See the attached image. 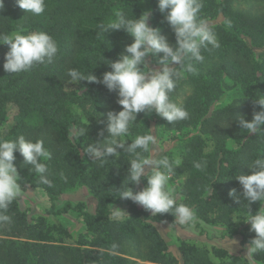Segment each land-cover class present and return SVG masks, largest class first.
<instances>
[{
	"label": "trees",
	"instance_id": "trees-1",
	"mask_svg": "<svg viewBox=\"0 0 264 264\" xmlns=\"http://www.w3.org/2000/svg\"><path fill=\"white\" fill-rule=\"evenodd\" d=\"M142 2L45 0V12L32 16L25 15L15 0H4L0 32L45 31L57 42L59 51L53 63L11 75L3 69L8 47L0 45V126L6 119L7 106L16 108L14 126L7 131L0 130V138L14 139L23 135L29 140L44 141L51 157L42 158L41 162L48 167L51 186L40 183L38 174L32 172L29 165H23V157L17 152L14 153L15 166L22 189L43 191L52 215L77 211L85 232L92 238L90 242L82 241L84 244L78 247L50 243L42 233L43 219L30 224L16 199L6 212L12 218L11 223H0V264H140L136 260L173 264L174 258L153 224L173 227L176 225L174 217L170 214L155 217L132 201L119 199L117 190L130 167L127 154L118 149L121 156L110 158L101 166L83 152L88 143L107 138V112L122 110L116 102L117 94L100 83L82 81L76 89L67 86L71 82L67 75L69 69L90 72L97 78L110 71L104 61H115L132 39L123 31L114 30L105 33L103 39L98 36L96 25L114 18L117 11L139 18ZM151 3L158 8L157 0ZM164 15L166 13L160 11L155 13L153 26L158 25L161 33L174 44V33ZM201 16L208 23L212 22L210 26L220 47L202 49L204 62L195 65L197 74L182 72L177 81L172 98L184 104L189 118L170 125L162 118L161 122L168 130H188L181 138L182 163L176 169L186 174L180 190L182 198L177 203L193 207L197 219L206 224L231 226L232 215L245 214L240 208L245 203L243 198L241 204H237L229 196L232 189H236L238 195L242 191L234 177L250 174L248 161L264 156V136L247 133L238 119L243 116L251 121L253 110H260L253 105L252 98L264 94V0H203ZM150 59L155 64L154 58L150 56ZM224 79L230 80L241 95L222 107H215L222 101L225 89H229ZM74 108L79 113L74 112ZM137 120L130 126V134L122 138L127 144L149 130L145 113L138 114ZM83 129H86L85 134ZM205 161V167H193L194 162ZM77 185L87 187L99 199L101 206L95 213L85 211L83 204L57 205L63 192ZM126 186L127 181L123 187ZM118 203L126 206L127 218L113 221L112 207ZM259 206V202L250 206L252 214ZM49 230L62 232L57 226ZM246 242L244 238L241 241ZM219 252L225 253L222 249ZM259 254L264 262V253ZM181 257L182 264H215L207 251L186 245L182 246ZM224 261L216 264H251L240 256Z\"/></svg>",
	"mask_w": 264,
	"mask_h": 264
},
{
	"label": "clouds",
	"instance_id": "clouds-1",
	"mask_svg": "<svg viewBox=\"0 0 264 264\" xmlns=\"http://www.w3.org/2000/svg\"><path fill=\"white\" fill-rule=\"evenodd\" d=\"M15 3L25 15L39 16L46 9L45 0H15ZM157 6L161 14L166 13L164 20L174 33V44L159 28L149 25L150 11H145L139 18L117 11L114 18L96 25L98 36L104 39V34L110 30L123 31L131 37L132 43L124 47L115 61L103 60L110 71L104 72L102 78L77 69H69L67 75L75 85L82 81L100 83L109 92L117 94L116 102L122 110L107 112V138L88 143L83 152L101 166L110 158L120 157L118 149L127 154L130 167L121 188L117 190L119 199L142 206L152 216L170 214L174 217V224L191 226L197 221L195 209L186 203H177L168 186L182 161H172L165 154H153L151 149L156 139L151 130L136 135L130 144H126L128 141L122 138L130 134V126L138 121L140 113H155L169 125L187 120L189 113L184 104L172 98L177 81L182 72L197 74L195 65L204 62L202 49L219 48L220 44L215 31L201 16L203 0H157ZM3 8L4 0H0V10ZM0 45L8 47L3 69L11 75L29 72L37 65L51 64L59 51L57 42L45 31L28 34L19 31L0 32ZM149 56L154 58L158 67L148 66L146 58ZM252 102L260 110H253L251 121L240 116L239 125L247 133L264 136V94L259 93L252 98ZM82 131L86 133V129ZM100 135L103 136V132ZM17 152L23 157V165H29L31 171L38 174L39 182L51 186L48 167L41 162L42 158L50 159L51 154L42 139L29 140L23 135L14 139L0 138V223H11L12 218L6 214L7 209L21 196L23 190L15 166L14 153ZM205 166L206 161L193 164L196 169ZM247 167L250 174H237L234 177L242 191L238 195L236 189H232L229 196L237 204H241V197L245 201L240 207L245 212L243 221L250 225L249 231L255 233L246 245L247 256L251 257L255 253H264V156L249 160ZM142 179L147 181L146 187L133 192L129 185H138ZM125 181L127 186L123 187ZM256 202L260 206L252 214L250 206ZM125 214L113 209L114 217Z\"/></svg>",
	"mask_w": 264,
	"mask_h": 264
},
{
	"label": "rangeland",
	"instance_id": "rangeland-1",
	"mask_svg": "<svg viewBox=\"0 0 264 264\" xmlns=\"http://www.w3.org/2000/svg\"><path fill=\"white\" fill-rule=\"evenodd\" d=\"M145 11L151 12L149 25L155 27V25L153 26V17L155 13H158L159 9L154 7L151 0H143L141 4V14ZM211 23H209V25ZM146 63L150 68L158 67V65L152 63L150 56L146 58ZM224 83L229 89H225L222 101L216 103L215 107H222L231 100L239 98L241 95L240 90L237 87H234L230 80L224 79ZM67 86L69 89L77 88V85L72 82L68 83ZM74 112L79 113V110L74 108ZM15 114L16 108L8 105L6 119L0 126L1 131H7L14 126L13 118ZM145 116L148 119L149 130H151V134H153L156 139V143L151 149L152 153L165 154L169 156L172 161L177 159L181 160L183 152V142H181V138L188 130H168L163 126L161 118L155 113L145 114ZM207 144L210 143L207 142ZM228 146L232 148L233 144L229 142ZM206 149L208 150L210 147H207ZM185 175V173H178L176 170V174H174L169 181L168 186L172 190L177 201L182 198L180 190ZM146 185L147 181L142 179L138 185L131 184L129 187L133 192H137L146 187ZM65 202H69L73 206L83 204L85 211L89 213H95L101 206L99 199L87 187L82 185L73 186L63 192L57 205L61 206ZM18 205L24 212L26 219L30 224H35L36 219H43L45 229L42 233L47 237V241H50V243L78 247L80 244H84L82 241H91L92 237L85 232L84 225L78 212L75 210H69L66 214H50L49 200L46 194L41 190L28 187L25 188V190H22V194L18 198ZM137 207L145 210L140 205H137ZM113 209H119L121 212L126 213L120 217H114L112 214L111 219L113 221H122L127 218V208L123 203H118L112 207V211ZM149 213L151 214V212ZM244 215L245 214L232 215L231 226L206 224L198 219L195 222L199 223L198 227L195 226V223L191 226L175 225L173 227H170L167 224L153 225L164 240L168 253L174 258V261L172 262L173 264H182L181 253L183 245L196 248L199 251H207L211 262L215 264L221 260H225L224 262L229 261V259L234 256L243 257L251 264H264L259 253L252 254L251 257L247 256V242L254 238L255 233L250 232V225L244 223ZM211 216L213 217V215ZM51 226L61 228L62 232H56L55 230L48 231ZM81 237H84V240H81ZM243 238L247 241L245 244L241 243ZM41 239L44 240L43 238ZM84 247L86 246H81V248ZM221 249L224 250V254L219 252ZM136 261L140 264H152L150 262Z\"/></svg>",
	"mask_w": 264,
	"mask_h": 264
}]
</instances>
